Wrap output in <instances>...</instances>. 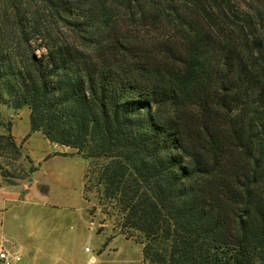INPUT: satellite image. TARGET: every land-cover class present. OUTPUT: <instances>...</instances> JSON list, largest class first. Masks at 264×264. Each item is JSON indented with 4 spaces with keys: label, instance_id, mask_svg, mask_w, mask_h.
<instances>
[{
    "label": "trees",
    "instance_id": "16d2710c",
    "mask_svg": "<svg viewBox=\"0 0 264 264\" xmlns=\"http://www.w3.org/2000/svg\"><path fill=\"white\" fill-rule=\"evenodd\" d=\"M219 6L0 0V105L87 162L84 200L144 264H264V45ZM5 151L0 111L13 185Z\"/></svg>",
    "mask_w": 264,
    "mask_h": 264
},
{
    "label": "rangeland",
    "instance_id": "374dc122",
    "mask_svg": "<svg viewBox=\"0 0 264 264\" xmlns=\"http://www.w3.org/2000/svg\"><path fill=\"white\" fill-rule=\"evenodd\" d=\"M176 1L177 5L180 2L190 3V0ZM200 2L207 9L210 6L213 8L209 15L214 22L219 20L220 14L217 13V10L220 4L219 7L223 6L227 13H229V9H233L236 14L229 19H236V24H241L240 19L245 17V15L240 14V11L247 12L246 15L251 21V26L250 29L247 28L245 33H249V39L257 38L261 41V45H264V0H200ZM228 15L230 16V14ZM1 16L0 12V18ZM212 20L207 18L205 24L212 25ZM68 33L67 30H60V35L64 39L68 38ZM39 54L40 50L36 51V55ZM0 111L6 120L10 121L11 124H16L17 133L24 134L23 140L19 143L21 157L18 160H14V156L8 151L4 152V156L7 158L5 162L9 163L6 167L14 175L15 184L13 185L25 184L30 186L34 182L39 191L47 192L46 196L27 198L21 187L15 188L14 193L7 194L6 207L11 210L15 209L20 214H54L56 217L51 218L60 221L57 226L68 237L70 250L75 257H84V248L86 247L91 250V253H95V234H91L83 222L77 221L73 216H68L71 215L70 213L75 214L74 211L84 209L86 205L88 209L101 210L100 207L94 206V200L91 199L84 203L81 198L87 162L70 148L46 142L40 133L30 135V131H28L29 133L26 132L29 126L27 108L12 110L5 105H0ZM54 155L56 156L52 157ZM42 156L45 159L39 162L38 157ZM42 218L44 217L42 216ZM96 218L105 221L108 227L114 225L113 220L106 215L100 214ZM56 222L54 220L49 224V222L41 221V224L43 227H53Z\"/></svg>",
    "mask_w": 264,
    "mask_h": 264
},
{
    "label": "crops",
    "instance_id": "0c3cea01",
    "mask_svg": "<svg viewBox=\"0 0 264 264\" xmlns=\"http://www.w3.org/2000/svg\"><path fill=\"white\" fill-rule=\"evenodd\" d=\"M16 128V124L12 123L11 134L16 144L19 145L24 134L17 133ZM28 131L29 126L26 132ZM40 136L50 143L43 135L40 134ZM44 159V156L38 157L39 162ZM19 187L25 192L27 198L47 195L46 191H39L34 182L30 186L10 185L0 176V243H3L11 258L9 264H144L142 245L126 238L114 225L108 227L105 221L97 220L96 217L101 214L100 211L88 209L87 205L84 209L74 211L75 214L70 213L71 215L68 216H73L77 221L83 222L87 230L95 234L96 250L95 253H91V250L85 252L84 248V257H75L70 250L68 237L57 226L60 222L58 219H54L57 222L53 227H43L41 224V221L49 222V224L54 221L51 218L56 217L54 214H20L19 211L6 207L7 194L14 193L15 188ZM81 198L86 203L83 190ZM15 257L19 260H14ZM0 264L4 263L0 262Z\"/></svg>",
    "mask_w": 264,
    "mask_h": 264
},
{
    "label": "built area",
    "instance_id": "2783aa9c",
    "mask_svg": "<svg viewBox=\"0 0 264 264\" xmlns=\"http://www.w3.org/2000/svg\"><path fill=\"white\" fill-rule=\"evenodd\" d=\"M85 251H88V248H85ZM14 260H19L18 257H15ZM0 262L4 264H9L11 262V258L8 256L3 243H0Z\"/></svg>",
    "mask_w": 264,
    "mask_h": 264
}]
</instances>
